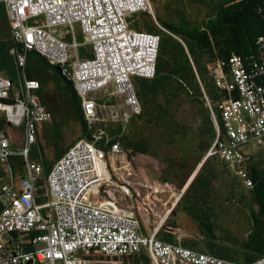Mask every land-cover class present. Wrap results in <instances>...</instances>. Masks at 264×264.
I'll return each instance as SVG.
<instances>
[{"label": "built area", "instance_id": "1", "mask_svg": "<svg viewBox=\"0 0 264 264\" xmlns=\"http://www.w3.org/2000/svg\"><path fill=\"white\" fill-rule=\"evenodd\" d=\"M5 4L13 41L23 51L35 50L70 76L86 120H96L93 94L112 87V95L128 108L125 118L141 113L133 79L154 77L159 35L131 29L128 18L150 13V0H0ZM78 30L91 46L80 58L74 38ZM70 35L72 41L65 37ZM214 64L216 87L235 91L220 105L222 131L207 156H216L243 188L252 186L247 155L264 149V86L251 81L238 57ZM35 80H24L21 91L0 75V104L8 125L23 127L24 173L15 174L8 162L15 155L8 135L0 130V264H264L238 263L168 243L155 234L143 235L139 222L113 201H93L109 178L106 154L118 156V143L108 151L94 141L76 140L42 177L40 163L29 158L38 126L51 120L40 104ZM144 254L147 261L123 258Z\"/></svg>", "mask_w": 264, "mask_h": 264}, {"label": "trees", "instance_id": "2", "mask_svg": "<svg viewBox=\"0 0 264 264\" xmlns=\"http://www.w3.org/2000/svg\"><path fill=\"white\" fill-rule=\"evenodd\" d=\"M191 2L198 11L197 14H204L202 18L191 17L182 11L175 14V19L165 20L153 9L152 14H136L128 18L131 29L159 35L155 74L150 79L139 77L133 79L141 113L131 115L126 127L117 125L111 129L103 124L102 130L97 132L94 129L96 120L93 123L86 120L73 82L70 76L62 73L59 66L50 64L35 50L25 51L24 63L19 64L17 56L23 49L11 37L7 10L5 4L0 1V74L13 83L16 92L21 91L24 80L37 81L38 88L34 93L40 104L51 112V120L42 124L44 126L41 137L37 136L29 154L31 160L40 163L43 178L75 142L68 145L62 133V129L70 123L78 126V139L94 141L96 146L105 152L112 144L118 143L122 152L125 150L133 155H148L150 143L140 134L138 127L145 122L159 124L164 120V107L161 104L155 105L160 92L162 94L164 92L166 97L174 92L181 93L203 106L205 113L203 126L194 137L198 154L197 163L202 160L216 138L215 122L220 132L222 131L220 103L228 97L237 96L235 91L228 92L226 89L216 87L214 64L224 62L226 64L224 72L227 74L229 59L236 56L250 76V80L264 86V0H191ZM74 38L78 44V56L89 58L92 54L91 46L84 42L78 30ZM65 39L72 41L70 35ZM12 98L13 91L8 99L0 100V104L13 102ZM96 104L101 102L96 100ZM144 116L150 117L144 119ZM0 130L8 135L15 153L10 157L8 165L15 174L22 175L24 159L19 149L24 142L23 127L8 125L1 108ZM15 132L21 136L14 142V135L11 133ZM47 148L52 150L51 158L46 155ZM216 158L209 156L203 161L182 196L185 203L181 204V200L178 206L196 224L204 248L197 251L232 262H254L264 257V149H255L247 155L246 167L252 182L247 192L254 208L247 212L248 232L238 243L230 236H227V239L218 238V216L214 212L213 202L218 196L217 188L220 185L225 188L226 203L232 201L236 194L240 203L247 197L242 194L241 182L237 178H232L226 169L227 178L224 177L221 168L215 163ZM221 164L225 168L222 162ZM185 166L186 162L182 160L177 170L181 172ZM221 179L223 184L215 185L216 180ZM180 244L193 250L197 245L194 242Z\"/></svg>", "mask_w": 264, "mask_h": 264}, {"label": "rangeland", "instance_id": "3", "mask_svg": "<svg viewBox=\"0 0 264 264\" xmlns=\"http://www.w3.org/2000/svg\"><path fill=\"white\" fill-rule=\"evenodd\" d=\"M150 5L155 13L161 15L165 20L175 19V14L182 11V13L195 18H202L204 15L197 14L198 11L194 8L191 0H150ZM110 93V88H108L92 95L95 100L107 97L110 98L109 100L111 102L110 104H97L96 106V122L94 124V129L97 132L102 130L101 126H103V124L108 125L111 129L116 128L117 125L122 127L128 126V119L125 118V115L128 113V108L120 98L114 97ZM164 95V92L163 94L160 92L155 103V105L161 104V106L164 107L165 115L162 123L149 124L145 122L138 127L140 134L150 143L151 147L149 154L132 155L125 150H123L121 154L122 158L127 154L134 156L138 159L135 161L139 163V166L143 165L144 167L158 168V173L161 172L159 168L161 165L179 164L182 160H185L187 167L192 168L198 164V154L195 148L194 137L198 129L203 126L205 115L203 106L189 100L184 94L174 92L167 97ZM144 117V119H148L150 116ZM43 126L44 125H40L38 127V137H41ZM132 127L134 128V125H132ZM62 133L68 145L79 138L78 126L73 123L65 126L62 129ZM11 135H14V142L21 136L16 132L14 134L11 133ZM45 151L46 155L51 158V148H47ZM113 157L115 156L106 154V165L108 168L110 161L114 159ZM122 158L121 161H124L125 158L124 160ZM215 163L218 168H221L224 177L227 176L225 173L226 170L222 166L220 160L216 158ZM199 167L200 166H198V169ZM231 177L235 178L233 176ZM227 181L230 180L227 179ZM216 182L215 185L223 184V179L216 180ZM221 186L222 185H220L219 188L216 187L218 196L213 202L214 212H216L218 216L217 223L219 228L217 229V236L222 239L230 236L238 243L245 238L248 232L247 212L250 208H254V206L248 198L249 194L247 189L244 188L241 191L247 199L240 203L237 197L238 195L236 194V196L232 198V201L226 203L224 201L225 188ZM182 201L181 204H184L185 202ZM180 221L185 223L184 226H180L181 229L186 227L185 230L190 232L186 234L188 236L184 238L196 242L197 247L195 246L194 250H204L195 222L187 217L185 213L180 216Z\"/></svg>", "mask_w": 264, "mask_h": 264}, {"label": "crops", "instance_id": "4", "mask_svg": "<svg viewBox=\"0 0 264 264\" xmlns=\"http://www.w3.org/2000/svg\"><path fill=\"white\" fill-rule=\"evenodd\" d=\"M109 88L111 92L112 87ZM109 99L103 97L97 101L105 105L111 103ZM132 155L127 154L122 158L120 154L113 157L109 168L107 167L109 178L99 193L93 195L91 199L97 202L113 201L121 209L132 213L139 222L138 231L143 235L155 234L164 242L193 243L194 241L184 238L190 232L185 230L186 227L183 229L180 227L185 224L180 221V216L185 212L181 207L179 209L178 204L193 181L198 166H201L207 155L202 158L199 165L192 168L185 166L181 172L177 170L179 164L161 165L160 173L158 168L139 166L135 161L138 159ZM121 158L125 160L121 161ZM186 216L191 218L187 214ZM147 260L144 254L123 258L126 263Z\"/></svg>", "mask_w": 264, "mask_h": 264}]
</instances>
